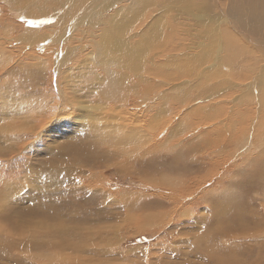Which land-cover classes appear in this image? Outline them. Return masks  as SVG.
Instances as JSON below:
<instances>
[{
    "label": "rangeland",
    "instance_id": "rangeland-1",
    "mask_svg": "<svg viewBox=\"0 0 264 264\" xmlns=\"http://www.w3.org/2000/svg\"><path fill=\"white\" fill-rule=\"evenodd\" d=\"M20 1L14 2H19V7H15L19 10H13L11 4H6L7 0H0V8H4L8 16L10 37L14 39L6 43V46L22 55L20 61L5 65L0 70V84L5 81L8 85L11 84L7 79L12 77L13 67L18 75L14 79H21L11 87L0 89V149L4 150L0 151V181L6 177L12 180L9 184L11 191L5 198L9 204L0 208V224L5 221V216L10 217L8 224H11H7L8 229L20 230L26 235L30 245L28 241L25 244L23 239L12 242L16 246V249L13 248L16 251L11 254L14 257L12 258L10 253L3 252L0 244V264H49L46 258L48 252L45 253L46 257L38 256L39 248H35L34 244L39 242H44L45 247L51 248L54 245L55 249H60L59 254H62H58L56 264H264V99L261 97L263 92L260 87H255L258 83L251 81L253 78L258 81L263 69L260 68L261 63H250L249 55L243 64L248 63L250 69L253 68V78L250 81H232L230 73L221 67L226 65V60L223 57L214 58L225 49L223 44L218 51V38L221 37L218 34L222 33L223 26H228L225 22L227 15L222 12L227 10L224 7L226 0H202L192 9L183 4L191 3L192 0H180L178 3L174 0H156L161 6L151 13L142 29L156 21V25L152 27L154 32L167 26L166 34H178L175 43L179 50L168 52V55L171 54L169 57L166 55L163 65L150 61L152 57L161 56L164 52H150L147 40L141 36L144 30L127 37L132 38L133 44L126 43L121 49L111 48L112 57L116 59L114 64L108 63L109 58H100V39L103 36L101 32L111 33L116 23L121 24L117 20H104L105 16L111 17L120 11L127 15L129 12L133 13L137 7L142 11L141 3L145 4L146 0H85L83 3H80L81 0ZM252 1L254 0H235V6L237 9L248 7ZM99 11L103 16H97L99 20L96 19V24L94 16ZM30 12H33V17ZM192 12L201 18L200 21L187 15ZM82 13L88 15V20L92 22L87 25V29L91 26L93 30L89 29L91 32L88 40L80 44L76 41V27L72 21ZM237 16L243 19L244 12L239 10ZM103 21H107L109 25L101 26L99 22ZM133 23L131 19L125 26L132 27ZM262 24L264 26V18ZM216 25L218 31L214 28ZM241 31L246 33L247 30L241 27ZM247 32L258 36L250 29ZM33 34L39 46L34 44ZM259 38L264 40L262 35ZM220 43L222 44L221 41ZM256 49L261 54L259 48ZM133 50L137 51L133 54L130 52ZM29 51H36L40 56L49 52L53 65L47 60L42 63V67H47L46 72H39L37 67L32 69L31 62L22 63ZM71 51L80 52L75 57V60L80 57L78 65L71 63L72 61L64 63L60 73L65 72V75H57L58 83L52 82L51 73L57 72L54 63L59 64L58 60H66ZM148 53L152 56L147 55ZM146 55L150 59L145 60ZM9 59L12 60V57ZM138 63L141 65L135 66ZM67 64L80 69L78 72L81 75L88 67L94 72L101 70L99 73L105 77V81L94 85L93 76H88L85 80L75 76L73 80L71 67ZM105 64L110 71L105 69ZM233 68L237 70L236 67ZM111 69H116L119 74H134V77L131 82L125 83L127 86L124 88L111 84L107 80L109 72L113 73ZM41 74L43 78L40 79ZM113 74L111 77H119L118 74ZM240 79L243 77L240 76ZM261 82L264 86V80ZM78 85H91L94 95L89 98L90 103H84L96 106L101 111L105 110L104 106H110V109L118 105L132 106L131 111L139 113L142 123L148 124L151 121V126H145V130H155L152 135L159 132V127L166 123L164 128L169 136L164 133L160 134L161 138L156 134L157 145H146L145 139L134 143L139 147L147 146L145 150L153 145V151H149L142 158L138 152L132 166L123 163L125 168L144 172L155 182L150 184L142 180L145 175L140 179L115 175V168L109 167L102 159L104 147H114V142L110 139L108 146L103 144L99 147L98 142L106 136L105 131L100 134L99 130L81 129L77 123L82 122L74 121L73 126L56 128L49 136L43 137L38 133L35 140L37 145L30 144L28 137L22 140L21 137H6L2 134L5 133V126L9 125L5 124L6 121L16 123L15 118L32 115L39 101L59 100L65 88L72 89ZM18 87H28L35 93L22 98L20 95L23 92ZM98 88L107 89L109 94L112 92L114 101L97 99V95L102 94ZM114 88L117 89L113 91ZM140 92L139 98L137 94ZM9 93L10 98L7 97ZM73 95L76 97L75 93ZM82 95L87 99L85 92ZM143 96L147 97L148 102H144ZM162 106L165 111L161 112ZM253 107L256 112L252 110ZM3 109L10 115L15 114L5 118ZM159 117L168 120L155 126ZM251 124L253 131L248 136L250 132L247 131ZM21 126L18 125L15 129ZM230 126L233 128L231 131ZM238 128H241L240 131ZM256 135H259V140ZM59 143L62 144L56 147ZM74 145L90 150L99 148L101 157L94 162L93 153L87 150L84 151L92 156L88 161L64 152L63 149H70ZM161 147L167 150L158 152L159 149L162 150ZM153 158L155 164L149 168ZM59 164H66L74 169L67 182L62 181L58 175L59 167L56 165ZM160 172L167 173L165 178L171 180H168L167 185L161 181ZM98 174L102 176H97ZM34 179L37 180L36 184L31 183ZM156 183L161 184V187L155 185ZM182 190V198L173 195ZM1 196L3 194L0 195V205L4 202ZM145 216L152 218L153 224L139 221L138 218ZM26 227L28 228L25 229ZM5 229L4 226L3 230ZM106 248L109 251L105 252ZM32 253H35L34 257ZM64 255L66 259L62 257ZM52 262H55L54 258H51L50 264Z\"/></svg>",
    "mask_w": 264,
    "mask_h": 264
},
{
    "label": "bare ground",
    "instance_id": "bare-ground-1",
    "mask_svg": "<svg viewBox=\"0 0 264 264\" xmlns=\"http://www.w3.org/2000/svg\"><path fill=\"white\" fill-rule=\"evenodd\" d=\"M11 1V3H10ZM16 0H7V5L9 6V4H11L13 6V10L14 9H18V8H15L16 6L19 7L18 3H14ZM23 1V0H21ZM20 1V2H21ZM69 1V0H68ZM176 3H178L180 0H174ZM202 0H192L191 3H183L188 9H192L193 6H197ZM203 1H207V0H203ZM73 2V1H71ZM85 2V0H81L80 3H83ZM14 3V4H13ZM75 3V2H74ZM80 3H77V4H80ZM21 4V3H20ZM94 4V3H93ZM10 5V6H11ZM32 5V4H31ZM30 5V6H31ZM141 6L143 8V10L139 11V7H137V9L133 12V13H130L129 14H124L122 11H120L119 13H116L114 16H111V17H107L105 16L104 20H108V21H112V22H115V20L117 21H120L121 24H117L114 25V29L112 30V32H105V31H102L101 33L103 34L102 36V42L100 43L102 45V48L100 50L101 51V59L103 60V57H106V58H109V62L107 60L108 63L110 64H114V62L116 61L115 58H113L112 56V49L111 48H114V49H121L123 47L126 46V43H132L131 41L132 38H127L130 34H133L135 32V35L136 34H139L142 30L143 31V35H141L144 39L147 40L148 42V47L150 52L151 53H154L155 51H159V50H162L164 53L159 56L157 55L156 58L155 56L152 57V59H150V53H148L145 58V60L148 58L150 59V61H153L154 63H156V65H163L165 60H166V55H168V52H171V51H174L177 49V44L175 43L177 40V37H178V34L177 32H171L170 34H166L165 33V30H166V27L167 26H163L162 28L158 29L156 32H154L152 30V27H154L156 25V21H152L151 22V25L147 26V27H144L145 29H142L144 25H146V22L148 19H150L151 17V13L153 12H156L158 10V7L161 6V4H159V2H157L156 0H146L145 4L144 2L141 3ZM94 7V6H93ZM224 7L226 10L225 11H222L224 15H227V21H225L226 23H228V26H223L222 27V33H219L218 35H220L221 37L218 38V51L220 50L221 46L224 44L225 46V49L220 51L221 55L218 56V54H216V56L214 57L215 59H217L218 57H223L225 60H226V65H222V69L224 71H227L228 73H230V76L232 77V81H237V80H243V81H250L253 77V74H254V71H253V68H251V66L248 65V63H244V61L246 60L247 56H251L250 57V63L251 62H254V63H261V66L260 68L263 69L262 71V74H261V78L258 79L257 81V78H253V80H251L254 84H257L255 87L259 86L260 88V91L263 92V94L261 95L262 99H264V86H262V82L264 80V40L259 38L260 35L264 36V26L262 24L263 22V18H264V0H254L252 1L248 7H242L241 9H237L236 6H235V0H226L225 3H224ZM22 8V7H21ZM74 8V7H73ZM77 8V7H76ZM11 9V8H10ZM85 9V8H84ZM236 9V11L238 12L239 10H242L244 12V18L243 19H240L238 16H237V12L234 10ZM19 10V9H18ZM21 10V9H20ZM83 10V9H81ZM89 10V9H88ZM230 10V11H229ZM70 11V10H69ZM74 11V10H73ZM72 11V12H73ZM24 12V11H23ZM35 13V11H33ZM33 12H30V16L33 17L34 14ZM53 12V11H52ZM71 12V13H72ZM90 12V11H89ZM92 12V11H91ZM142 12V13H141ZM16 13V12H15ZM54 13V12H53ZM76 13V12H75ZM85 13V11H84ZM87 13V12H86ZM140 13V15H139ZM17 14V13H16ZM21 16L22 14L19 13ZM92 14V13H91ZM90 15V14H89ZM93 15V14H92ZM96 16L95 17V20L93 18H91V20L93 19L94 22L97 24V20H99V18H97V16H100L101 15V12L99 11L98 13L95 14ZM190 18L192 17L195 21H200V17L199 16H196L193 12L192 13H189L187 14ZM103 15H101L102 17ZM74 18V17H73ZM229 18V20H228ZM133 20V25L132 27H128L127 25L125 26V24H128L130 22V20ZM152 20V19H151ZM183 21V20H182ZM73 25L76 27V41L77 43H82V41L85 40V42L88 40V35L90 34L91 30H93V28L91 29V26H89V29H87V25H89L90 22L88 20V15H85V14H80L76 20L74 21L73 19ZM70 22V23H72ZM189 23V21H187ZM181 24H183L182 22H179ZM185 23H186V20H185ZM99 24L101 26H107L109 25L107 23V21H103L102 23L99 22ZM190 24V23H189ZM198 24V23H197ZM98 25V26H100ZM209 25V24H208ZM82 26H85L86 28L84 29H81L79 27H82ZM183 26V25H181ZM188 26V25H187ZM192 26V25H190ZM217 26L214 27L216 31L217 30ZM241 27H244L247 31L248 29L252 30V31H255V34L258 35V36H255L253 34H250L249 32L246 31L243 32L241 31ZM102 28V27H101ZM190 28V27H189ZM95 29V28H94ZM100 29V28H99ZM98 29V30H99ZM97 30V28H96ZM95 30V31H96ZM102 29H100L101 31ZM195 30V29H193ZM213 31L215 32V34L217 33L216 31ZM74 31V32H75ZM98 32V31H97ZM139 32V33H138ZM208 32V31H207ZM212 32V30H211ZM99 34V33H98ZM180 34V33H179ZM35 34L32 35V39L34 41V44H36V46H39V44L36 42L35 39L37 38H33ZM101 34H99L100 36ZM182 35V34H180ZM184 35V34H183ZM182 35V36H183ZM39 35H37L38 37ZM134 37V36H132ZM99 38V37H97ZM14 39H12L10 37V32H9V20H8V16H7V13H6V10H4V8H0V70H3V67L5 65H9V64H12V63H17L18 61H20L22 59V55L20 54H17V50H12L10 49L8 46H6V43H9L11 41H13ZM141 39H139L140 41ZM176 40V41H175ZM178 40H180L178 38ZM97 41V40H96ZM142 41V40H141ZM220 41L222 42V44L220 43ZM98 43V42H97ZM140 43V42H139ZM142 43V42H141ZM144 43V42H143ZM164 43V44H163ZM216 44V42H214ZM31 44V43H30ZM33 44V45H34ZM179 41H178V45H179ZM145 45V44H144ZM256 46V48H259L261 54L259 53V51L255 48V47H252V46ZM47 47H49V45H45ZM45 46H40L41 47H45ZM146 46V45H145ZM144 46V47H145ZM146 46V47H147ZM183 46V45H182ZM140 47V46H138ZM181 47V46H179ZM178 47V48H179ZM184 47V46H183ZM141 48V47H140ZM38 49V48H37ZM94 49V48H93ZM181 49V48H180ZM212 49V48H211ZM246 49V50H245ZM25 50V49H24ZM179 50V49H177ZM183 50V49H182ZM213 50V49H212ZM134 51H137V50H133V51H130L131 53L133 52L134 54ZM146 51L148 52V49H146ZM217 51V52H218ZM39 52V51H38ZM95 52V51H94ZM145 52V53H147ZM173 52V53H174ZM216 52V53H217ZM26 53V52H25ZM41 53V52H40ZM43 53V52H42ZM74 53V54H73ZM137 53V52H136ZM142 53V52H141ZM224 53V54H223ZM231 53H232V58H231ZM50 53L49 52H45L44 54H42L40 56L39 53H37L36 51H29L26 53V55L24 56V61L22 63H25V62H31V65H32V69H36V67L39 69V72L42 70L43 72H46L47 71V67L46 65H44L45 67H42V63H46L47 60L48 61H51V56L49 55ZM77 54H80V52L78 51H71L70 52V55L67 57L64 56V57H67L66 60L65 59H61V60H58V62H60L59 64H55L54 63V66L56 68V71L55 73H51V81L54 82V83H58L57 82V75L61 76V75H65V72L64 73H60L61 71V68L64 66V63L68 62V61H72L71 63H75L76 65H78L79 63V58L77 60H75V57ZM93 54V53H92ZM130 54V53H128ZM161 54V53H160ZM171 54V53H170ZM169 54V55H170ZM36 55V56H35ZM96 56V54H94ZM143 55H144V52H143ZM168 55V57H169ZM88 56V55H87ZM86 56V57H87ZM128 56V55H127ZM134 56V55H133ZM136 56V55H135ZM134 56V57H135ZM140 56V55H139ZM152 56V55H151ZM10 57H12V60L9 59ZM89 57V56H88ZM62 58V57H61ZM95 58V57H94ZM125 58V57H123ZM137 59V57H135ZM134 58V59H135ZM82 59V58H81ZM224 59H222L224 61ZM85 60V59H84ZM106 60V59H104ZM142 60V58H141ZM81 61V60H80ZM83 61V60H82ZM91 61V60H90ZM52 62V61H51ZM85 62V61H84ZM120 62V60H119ZM137 61L135 60V63ZM152 62V63H153ZM161 62V63H160ZM82 63V62H80ZM142 63V62H141ZM86 64V62L84 63ZM89 65V63H87ZM52 65H53V62H52ZM68 65V64H67ZM70 65V64H69ZM68 65V66H69ZM138 65H141L140 63L136 64L135 66H138ZM256 66V65H255ZM258 66V65H257ZM258 66V67H259ZM71 67V75H72V79L74 80L75 78L77 79H86L88 76H93L92 78V82L94 85H99L101 83H103L105 81V77L99 73L100 71L96 70V72L93 71L92 68L88 67L87 70H85L84 74L81 75L82 73L81 72H78L80 69H75L72 65L69 66ZM105 69L108 71L109 70V66L107 64L104 65ZM124 67H127L126 65H124ZM166 67V66H165ZM233 67H236L237 70H235ZM45 68V69H44ZM125 69V68H124ZM259 69V68H257ZM15 70V67H13L11 69V78L7 79L8 81H10L11 84L8 85V83L5 81L4 83H1L0 84V89H6V87H11L12 85L18 83L20 80H17L16 78L18 77V75L14 72ZM20 70V69H18ZM76 70L78 73H76ZM110 71V70H109ZM111 71L113 73L118 74L117 76L119 77H111V75L113 74H108V77H107V80L111 83V84H117L119 86H122L124 88V86H127L125 83L127 81L131 82L132 80V77H134V74H119V73H116V69H111ZM24 73H26V75L28 74V72L26 70H23ZM102 72V71H101ZM261 72V71H260ZM108 73V72H107ZM134 73V72H132ZM42 75V74H41ZM107 75V74H105ZM114 75V74H113ZM112 75V76H113ZM228 75V74H227ZM14 76L16 77L14 79ZM76 76V77H75ZM222 76H225V74H222ZM240 76L243 77V79H240ZM54 77V78H53ZM75 77V78H74ZM256 77V76H255ZM43 78V75L42 77H40V79ZM59 78V77H58ZM95 78V79H94ZM259 78V77H258ZM13 80H15L14 82H12ZM260 80V81H259ZM128 83V82H127ZM130 84V83H129ZM133 86V84H132ZM91 85H78L77 87H73L72 89L68 87L65 88L63 90V92L61 93V98L59 100H50V99H43L41 101H39V105H37L35 107V111H33V114L28 116V117H18V118H15V121L16 123H10L12 121H6L5 124L9 123V125H6L5 126V133H2V134H5L4 136L6 137H21L22 140L25 138V137H28V141H31L30 144H38V142H35L36 140V137L38 136V133H40L43 137H45V135H50L51 131L53 130H56V128H59V127H65V126H70L73 124L74 121H77V122H82V123H77L79 124V128L81 129H94L96 131L99 130L100 134L105 131V137L100 140L98 142V145L99 147H101L103 144H106V146H108V144L110 143V139L111 141L114 142L115 146L114 147H108V148H105L104 147V152H103V155H102V159L109 165V167H113L115 168V175H118V174H121L125 175V177L127 176H130V177H137V178H141L143 175H145V178H143L142 180H144L145 182L147 181L148 183H152V182H155L152 178L150 179L149 177H147L148 175L144 172H141L139 170H136V169H127L123 166V163L127 166H132L133 165V160L136 156V154L139 152V156L140 158H142V156L144 157L146 154L149 153V151H153L151 149V146H155V144L157 145V143L155 142V139H156V134H158L157 136H160V134H167L168 135V132H166L167 130L164 128L165 125L164 124V121L166 122V120L168 119H162L165 115L164 113L162 114V118L160 119H156L157 121H153L155 122V126L158 125V124H164V126L161 125L160 128V131L157 132L156 134L152 135L155 130H152L150 129L149 132H147L145 130V126H151V121L149 120L148 124H144L141 122L140 120V115L139 113H136L134 111H131V107L128 106L127 104L124 105L123 107L122 106H119L118 107H114L113 106V109H110V106H104V111H101L98 107L96 106H89L87 104H85L84 102L86 101V103H90L91 101H88L90 97H92V95H94L93 93V89H90ZM11 89V88H10ZM18 89L20 91L23 92V94L20 95V97L22 98H26L27 96H30V94H34L35 91H31L28 89V87H18ZM117 89V88H114L112 89L113 91ZM98 90L102 93V94H98L97 95V99H106L107 101L110 100V101H114L115 99V96L114 94L111 92V94H109L107 92V89L106 90H102L101 88H98ZM110 90V89H109ZM123 91V90H122ZM131 91V90H130ZM147 91V90H146ZM250 91V90H249ZM258 91V90H257ZM76 94V97L73 95L74 93ZM86 93V97L87 99H85V97L82 95V93ZM137 92V91H136ZM134 92V93H136ZM120 93V92H119ZM124 93V92H122ZM146 93V92H145ZM42 94V93H41ZM40 94V95H41ZM118 94V93H117ZM132 94V93H130ZM120 95V94H119ZM118 95V96H119ZM135 95V94H134ZM138 97L140 98L141 96V92L140 94H137ZM8 98L11 97L10 93L7 95ZM130 97V96H129ZM134 97V96H133ZM144 97V102H148L147 100V97L143 96ZM127 100V98H125ZM133 99V98H132ZM137 101V100H136ZM25 103H28L27 100L24 101ZM129 102H133L132 100H129ZM209 102V101H207ZM122 103V101H121ZM126 103V101H125ZM124 103V104H125ZM139 104V103H138ZM206 104V103H205ZM224 104V103H223ZM134 108L136 107V105H133ZM122 107V108H121ZM160 107V106H159ZM163 107V106H162ZM159 109V108H158ZM161 112L162 111H165L164 107L161 108ZM261 109V108H260ZM0 110H2L0 108ZM134 110V109H132ZM220 110V109H219ZM253 111H255L254 107L252 108ZM256 112V111H255ZM255 112H252L253 114ZM15 113H13L12 115H10V113H8L6 111V109H3V115L5 118H8L9 116H13ZM141 114V112H140ZM160 114V113H159ZM252 114V115H253ZM257 114V113H256ZM217 116V115H216ZM152 117V116H151ZM150 117V118H151ZM255 117V115H254ZM166 118V117H165ZM257 118V117H256ZM36 119L38 120L36 122ZM162 119V120H161ZM216 119V118H215ZM258 119V118H257ZM152 120V119H151ZM154 120V119H153ZM256 120V119H255ZM255 120H253L252 124L254 125L255 124ZM262 121V120H260ZM169 121H167L168 123ZM234 122V121H232ZM249 122V121H247ZM259 122V121H258ZM256 122V123H258ZM170 123V122H169ZM250 123V122H249ZM261 123V122H260ZM179 124V123H178ZM234 124V123H233ZM250 125L247 133H249L248 136H250L251 132L253 131L252 129V126L253 125ZM18 125H22L20 128H16ZM232 125V124H231ZM245 125V123L243 124ZM247 125V123H246ZM257 126H259L258 124H256ZM264 125V124H262ZM73 126V125H72ZM159 126V125H158ZM176 126V125H175ZM191 126V125H190ZM249 126V124L247 125ZM107 127V128H106ZM158 128V127H156ZM167 128V127H166ZM172 129L174 128V126L171 127ZM231 126H230V131H231ZM248 128V127H247ZM262 128V126H261ZM233 129V128H232ZM241 129V128H240ZM240 129L238 128V130L240 131ZM243 129V128H242ZM165 130V131H164ZM174 130V129H173ZM235 130V129H234ZM245 130V129H243ZM260 130V129H259ZM33 131H36V133H34ZM147 132V135L145 136L144 135V132ZM154 131V132H153ZM163 131V133H162ZM180 131V130H179ZM183 131V130H182ZM260 131H263L260 130ZM234 132V131H233ZM257 132H259L257 130ZM49 133V134H48ZM146 134V133H145ZM242 134V133H241ZM260 134V133H259ZM54 135V134H53ZM181 135V134H180ZM179 135V136H180ZM142 136V137H140ZM162 136V135H161ZM160 136V137H161ZM169 136V135H168ZM176 136V135H175ZM261 136V135H260ZM164 137V136H163ZM237 137V136H236ZM257 137V135H256ZM98 138V137H97ZM162 138V137H161ZM140 139H145L144 140V143H152L153 145L150 146V149H147L145 150V148L147 147H139L138 145H135L134 143L135 142H139ZM164 139V138H163ZM172 139V138H171ZM170 139V140H171ZM236 139V138H235ZM246 139V138H245ZM51 140V139H50ZM256 140V139H255ZM257 140H259V135L257 137ZM34 141V142H33ZM161 141V140H160ZM164 141V140H163ZM49 143V142H48ZM168 143V142H167ZM52 144V143H51ZM60 144L62 143H59L56 147H58ZM138 144V143H137ZM140 144V143H139ZM162 144H159V146H161ZM230 145V144H229ZM30 146V145H29ZM28 146V147H29ZM144 146V145H143ZM166 146V145H165ZM227 146V145H226ZM35 147V146H33ZM80 147V148H79ZM169 147V146H167ZM171 147V146H170ZM162 148V147H161ZM83 149V150H82ZM228 149V148H227ZM64 152H67V153H70L71 155L73 156H77V157H83L85 158L87 161L89 159H92V156L87 152H92L93 153V156H94V162H97L98 159H100L101 157V152L99 150V148H92L90 150V148H85V147H82L80 145L76 146H71L70 149H68L67 147L65 149H63ZM84 150H87V151H84ZM156 150V149H154ZM163 150H167V149H159L158 152H162ZM0 151H4L3 149H0ZM53 162V161H52ZM44 164V163H43ZM54 164V162H53ZM155 164V161H154V158L150 160V163H149V168L153 165L154 166ZM152 166V167H153ZM44 165L40 168H43ZM56 167H59V170H58V175L59 177H61V180L64 181V182H67L69 180V177H70V174L71 172L74 171V169H72L70 166L66 165V164H63V165H56ZM151 170V169H150ZM34 171V170H33ZM29 174V173H28ZM30 175L32 176L31 172H30ZM154 175V174H153ZM27 176V175H26ZM97 176H102V174H98ZM151 176V175H149ZM159 176H162L161 178V181L165 182L164 185H167V183L169 181H171L169 178H165L167 175V173H164V172H160L159 173ZM164 176V177H163ZM171 177V176H170ZM92 180V178H91ZM100 180V179H99ZM142 180H141V183H142ZM158 180V179H156ZM169 180V181H168ZM160 181V182H161ZM12 182V180L8 177L4 178L2 181H0V195L3 194V196H1L3 199H4V202L0 205V208L4 207V206H7L8 201H6V197L8 196V193H10L11 191V187L9 186V184ZM157 182V181H156ZM32 184H36L37 183V180L34 179L33 181H31ZM55 183V182H54ZM59 183V181H58ZM101 183V182H100ZM150 183V184H151ZM172 183V182H171ZM56 185V184H55ZM59 185V184H58ZM101 185V184H100ZM155 185L161 187V184L159 183H156ZM172 185V184H171ZM141 186V185H140ZM100 187V186H99ZM60 188V186H59ZM164 189V187H163ZM68 190V189H67ZM97 190V189H94V191ZM100 190H98L99 192ZM163 192V191H162ZM182 191H180L179 193L176 192L175 194H173L174 196L176 197H183V194H181ZM171 194V192H170ZM179 197V198H180ZM181 197V198H182ZM1 198V199H2ZM40 199V198H38ZM113 199V197H112ZM116 201V200H115ZM39 202V201H38ZM101 202V201H100ZM99 202V203H100ZM40 203V202H39ZM129 202H127V206H128ZM37 213V212H36ZM35 214V213H34ZM33 214V215H34ZM131 215V214H129ZM133 218V217H132ZM135 218V217H134ZM133 218V219H134ZM229 218V217H228ZM5 221L1 222L0 224V244L2 245V248H3V252L5 253H10V256L11 254L16 251L15 247H14V244L12 242H15V241H19L20 239H23L25 242V244H27V239H26V235L23 234L22 232H20V230H13V229H8L7 227V224L9 221H11V218L10 217H7L5 216L3 218ZM132 219V220H133ZM139 221H142V222H147L149 223L150 225L153 224V222L151 223V220L152 218L148 217V216H145L144 218H138ZM154 221V220H153ZM135 222V220H134ZM11 224V223H9ZM8 224V225H9ZM5 226V230H3V227ZM109 226V225H108ZM245 227V226H244ZM28 227H26L25 229H27ZM164 230V229H163ZM30 233H33L31 230H30ZM87 233V232H86ZM93 234V233H92ZM89 234L87 233V236ZM91 235V234H90ZM80 236V235H79ZM25 237V238H24ZM91 238H92V235H91ZM90 238V239H91ZM79 239V238H78ZM96 239V238H95ZM124 239V238H123ZM122 239V240H123ZM97 240V239H96ZM181 240V239H180ZM99 242V241H98ZM21 243V242H20ZM19 243V244H20ZM29 243V241H28ZM46 243V242H45ZM54 243V242H53ZM90 243V242H89ZM92 243V242H91ZM184 243V242H183ZM205 243V242H204ZM19 244H16V245H19ZM82 244V243H81ZM87 244V243H86ZM176 244V243H175ZM23 245V244H22ZM30 245V243H29ZM35 248L38 247L39 249V252H38V256L40 257H46L45 253L48 252V255H47V260H49V264L51 262V258H54L55 262L52 264H56V261L58 260L59 256V248L54 247V245H51L52 247L51 248H48L45 247V244L44 242H39L38 244L35 243ZM63 245V244H62ZM50 246V245H49ZM67 246V245H66ZM80 246V245H79ZM32 247H34L32 245ZM95 247V246H94ZM1 248V247H0ZM1 248V249H2ZM15 248V249H13ZM21 248V247H20ZM28 248V247H27ZM99 248L98 247V250L99 251ZM33 250V249H32ZM34 251V250H33ZM36 251V250H35ZM34 251V252H35ZM96 251V252H97ZM106 251H109L108 248L105 249V252ZM111 251V250H110ZM95 252V253H96ZM27 253V252H26ZM25 253V254H26ZM64 253V252H63ZM98 253V252H97ZM108 253V252H107ZM34 254L33 257L35 256V253H32ZM37 254V253H36ZM62 254V253H60ZM59 254V255H60ZM104 254V253H103ZM14 255V254H13ZM27 255V254H26ZM67 257H69L67 254H66ZM66 256H62V257H65L66 259ZM98 256V255H97ZM5 257V256H4ZM8 257V256H7ZM12 257V256H11ZM14 258V257H12ZM37 258V257H35ZM26 259V258H25ZM28 259V258H27ZM8 260V259H7ZM30 260V259H29ZM35 260V259H34ZM34 260H31V261H34ZM26 261V260H25ZM23 262V261H22ZM71 262V261H70ZM79 262V261H78ZM188 262V261H187ZM26 263V262H24ZM34 263V262H32ZM66 263V262H65ZM95 263V262H94ZM29 264V263H28ZM31 264V263H30ZM73 264V263H72ZM93 264V263H92Z\"/></svg>",
    "mask_w": 264,
    "mask_h": 264
},
{
    "label": "snow or ice",
    "instance_id": "snow-or-ice-1",
    "mask_svg": "<svg viewBox=\"0 0 264 264\" xmlns=\"http://www.w3.org/2000/svg\"><path fill=\"white\" fill-rule=\"evenodd\" d=\"M44 21H41V23H43Z\"/></svg>",
    "mask_w": 264,
    "mask_h": 264
}]
</instances>
